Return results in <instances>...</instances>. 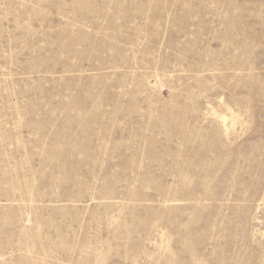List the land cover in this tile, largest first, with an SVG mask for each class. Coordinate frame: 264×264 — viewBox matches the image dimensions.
Returning <instances> with one entry per match:
<instances>
[{
	"label": "rangeland",
	"instance_id": "1",
	"mask_svg": "<svg viewBox=\"0 0 264 264\" xmlns=\"http://www.w3.org/2000/svg\"><path fill=\"white\" fill-rule=\"evenodd\" d=\"M0 264H264V0H0Z\"/></svg>",
	"mask_w": 264,
	"mask_h": 264
},
{
	"label": "bare ground",
	"instance_id": "2",
	"mask_svg": "<svg viewBox=\"0 0 264 264\" xmlns=\"http://www.w3.org/2000/svg\"><path fill=\"white\" fill-rule=\"evenodd\" d=\"M214 114L217 118H220L222 120L223 126L226 127V130L230 131V129L227 127L228 116L226 115V113L221 114V113L215 112ZM231 116H232V122L235 123V121H237V117L235 116L234 112H231Z\"/></svg>",
	"mask_w": 264,
	"mask_h": 264
}]
</instances>
